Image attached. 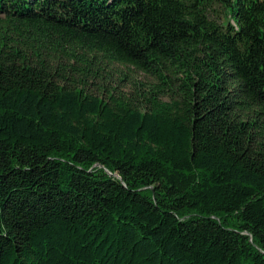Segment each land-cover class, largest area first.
<instances>
[{
    "label": "trees",
    "instance_id": "1",
    "mask_svg": "<svg viewBox=\"0 0 264 264\" xmlns=\"http://www.w3.org/2000/svg\"><path fill=\"white\" fill-rule=\"evenodd\" d=\"M0 264H264V0H0Z\"/></svg>",
    "mask_w": 264,
    "mask_h": 264
},
{
    "label": "rangeland",
    "instance_id": "2",
    "mask_svg": "<svg viewBox=\"0 0 264 264\" xmlns=\"http://www.w3.org/2000/svg\"><path fill=\"white\" fill-rule=\"evenodd\" d=\"M136 77H137L138 80H139V79H142L141 76H139V75H137Z\"/></svg>",
    "mask_w": 264,
    "mask_h": 264
}]
</instances>
